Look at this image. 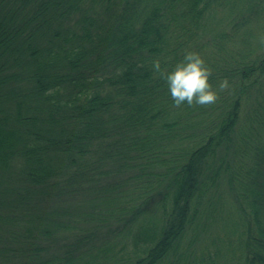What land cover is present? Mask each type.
<instances>
[{"label": "trees", "instance_id": "obj_1", "mask_svg": "<svg viewBox=\"0 0 264 264\" xmlns=\"http://www.w3.org/2000/svg\"><path fill=\"white\" fill-rule=\"evenodd\" d=\"M0 264H264V0H0Z\"/></svg>", "mask_w": 264, "mask_h": 264}, {"label": "clouds", "instance_id": "obj_2", "mask_svg": "<svg viewBox=\"0 0 264 264\" xmlns=\"http://www.w3.org/2000/svg\"><path fill=\"white\" fill-rule=\"evenodd\" d=\"M152 70L167 85L175 107L184 104L189 107L215 104L219 93L229 88L226 79L221 80L216 87L213 86L212 69L195 51H186L183 58L171 67H162L161 60L156 58L152 61Z\"/></svg>", "mask_w": 264, "mask_h": 264}, {"label": "rangeland", "instance_id": "obj_3", "mask_svg": "<svg viewBox=\"0 0 264 264\" xmlns=\"http://www.w3.org/2000/svg\"><path fill=\"white\" fill-rule=\"evenodd\" d=\"M226 187H227V186H223V189H224V190H227V188H226Z\"/></svg>", "mask_w": 264, "mask_h": 264}]
</instances>
